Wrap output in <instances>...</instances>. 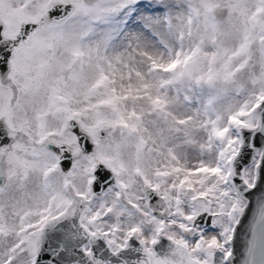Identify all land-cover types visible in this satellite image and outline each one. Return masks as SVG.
Wrapping results in <instances>:
<instances>
[{
    "label": "snow or ice",
    "instance_id": "1",
    "mask_svg": "<svg viewBox=\"0 0 264 264\" xmlns=\"http://www.w3.org/2000/svg\"><path fill=\"white\" fill-rule=\"evenodd\" d=\"M0 264H264V0H0Z\"/></svg>",
    "mask_w": 264,
    "mask_h": 264
}]
</instances>
